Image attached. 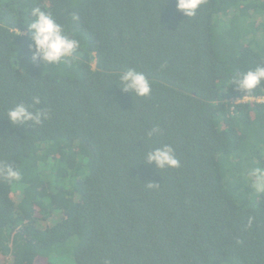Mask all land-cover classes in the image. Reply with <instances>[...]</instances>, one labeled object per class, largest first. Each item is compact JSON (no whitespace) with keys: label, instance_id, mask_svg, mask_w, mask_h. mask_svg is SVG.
<instances>
[{"label":"trees","instance_id":"16d2710c","mask_svg":"<svg viewBox=\"0 0 264 264\" xmlns=\"http://www.w3.org/2000/svg\"><path fill=\"white\" fill-rule=\"evenodd\" d=\"M37 5L81 41L75 60L31 59ZM257 65L264 0H203L192 17L176 0H0V165L21 172L0 176L5 264H264V194L246 180L264 167V81L231 85ZM129 68L148 96L118 86ZM34 96L48 119L13 125ZM163 144L179 167L145 162Z\"/></svg>","mask_w":264,"mask_h":264},{"label":"clouds","instance_id":"9594fccd","mask_svg":"<svg viewBox=\"0 0 264 264\" xmlns=\"http://www.w3.org/2000/svg\"><path fill=\"white\" fill-rule=\"evenodd\" d=\"M203 0H176V8L187 17L195 16ZM31 19L27 23V28L31 36L32 43L29 45L32 52L33 61H42L58 65L68 60H75V53L81 46V41L75 34H69L64 24L59 23L51 11H45L40 6H34L29 13ZM72 19L78 20L74 15ZM163 67V65H162ZM118 86L122 91L135 94L136 96H148L152 90V83L147 76L134 68L119 73ZM264 81V65H257L246 71L236 73L233 76L231 85L237 90L251 92ZM41 104L38 96L32 97V103H18L10 108L7 117L13 125H25L28 122L40 124L48 119L49 113L44 108L32 110L35 105ZM160 129L153 127L147 136L151 138L159 135ZM147 163H154L160 169L176 168L180 166V161L176 156L175 149L171 144H163L150 148L144 155ZM0 176L9 182H16L21 179V172L12 165H0ZM246 180L257 194H264V167H251L246 175ZM158 186L149 184V187ZM253 218L249 217L248 225L251 226ZM110 264V261H105Z\"/></svg>","mask_w":264,"mask_h":264},{"label":"rangeland","instance_id":"374dc122","mask_svg":"<svg viewBox=\"0 0 264 264\" xmlns=\"http://www.w3.org/2000/svg\"><path fill=\"white\" fill-rule=\"evenodd\" d=\"M262 17H258V20H260ZM95 65V64H94ZM72 240L77 241L76 238H73ZM54 257L56 258L57 262H64L65 258H61V255L59 254H55ZM0 264H5V260L4 257L0 254Z\"/></svg>","mask_w":264,"mask_h":264},{"label":"built area","instance_id":"2783aa9c","mask_svg":"<svg viewBox=\"0 0 264 264\" xmlns=\"http://www.w3.org/2000/svg\"><path fill=\"white\" fill-rule=\"evenodd\" d=\"M248 99H250L249 97H245L243 100H248ZM259 101H263L264 100V97H259V98H257Z\"/></svg>","mask_w":264,"mask_h":264}]
</instances>
